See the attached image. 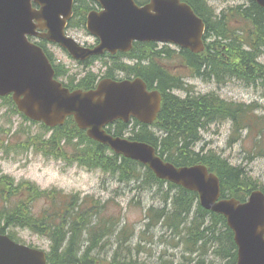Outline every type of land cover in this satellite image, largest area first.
Instances as JSON below:
<instances>
[{"label":"trees","instance_id":"1","mask_svg":"<svg viewBox=\"0 0 264 264\" xmlns=\"http://www.w3.org/2000/svg\"><path fill=\"white\" fill-rule=\"evenodd\" d=\"M183 1L188 3L206 24L205 39L209 41L206 51L200 55L186 50L177 54L169 48L157 49L153 44L135 45L137 54L135 53L134 56H139L141 62L130 71L142 77L150 88L156 87L160 90L164 99L156 127L149 130L151 128L143 126L141 131L132 132L130 139L154 146L160 157L176 166L207 165L220 177L223 197L231 196L244 201L252 190L258 188L264 190V187L254 182L252 178L245 177L242 169L231 166L222 157L212 154L204 156L203 151H197L196 147L201 141L202 130L216 120L221 121L220 123L231 121L234 133L239 136L247 130L248 135H253L257 141L262 140L264 117L256 113L260 109L259 106L227 102L216 94L186 98L175 95L172 93L173 90L186 89L188 86L183 78L173 75L165 67L163 60H170L175 56L197 78H214L218 84L237 79L249 86L264 89V64L260 61V58L264 57V9L251 2L228 7L217 15L216 10L208 5L207 0ZM80 14L82 21L79 19V22L85 24L83 22L86 14L83 12ZM93 84L94 82L86 84L85 88L90 89ZM69 127L73 128L76 136L83 137L70 120L65 127L58 129L61 134L53 140L60 143L64 139H62V131ZM127 129L128 126L123 125L115 135L123 136ZM64 137L66 138V135ZM50 142L54 145L52 141ZM82 153L83 164L91 169L109 172L121 181L135 179L141 180L144 185L165 184L159 181L150 169L114 155L107 147L100 144L91 142ZM6 182L10 184L8 187L14 185L11 180L0 179L1 233H6L9 228L20 227L50 238L49 264H100L92 254L100 247L105 237L113 233L116 223L106 226L109 222L100 220L99 225L93 224V216L100 212L95 209V202L91 204L92 197H82L80 193L66 194L61 191L59 196L66 195L73 199L70 207L63 212L55 198L52 201L45 199L54 197L53 192L41 193L30 187L28 196L18 197L6 192L7 187L4 186ZM19 187H23L22 184L17 186ZM170 188L178 189L172 201V214L166 215V210L156 213L154 216L157 221L154 225L164 219L165 225L176 228L177 232L182 229L190 232L189 235L183 232L182 237L191 254L197 249L203 252V248H206V252H203L206 254L215 245H221L222 248L219 247L216 253L223 257L227 264H234L237 247L234 234L227 227L225 219L215 215L218 219L213 216L212 221L208 223L210 217L200 205L199 214L193 217L192 210L194 200L195 202L198 200L197 194L174 185H170ZM40 200L46 201L51 206L37 211L35 204ZM189 218L192 223L183 227V222H187ZM190 260L191 258L187 264L194 263V260ZM111 264L135 263L118 261L115 255Z\"/></svg>","mask_w":264,"mask_h":264},{"label":"water","instance_id":"2","mask_svg":"<svg viewBox=\"0 0 264 264\" xmlns=\"http://www.w3.org/2000/svg\"><path fill=\"white\" fill-rule=\"evenodd\" d=\"M32 1L43 8L32 9ZM105 11L91 13L88 30L101 39V45L87 56L106 51H129L135 40L173 43L194 53L205 46L204 22L181 0H150L138 7L134 0H96ZM264 8V0H250ZM72 0H0V94L15 92V100L31 118L48 125L62 124L73 115L80 128L109 145L117 153L144 163L157 177L198 192L205 208L223 214L235 234L238 246L237 264H264V196L254 192L250 201L217 202L220 183L203 165L175 168L156 156L155 149L143 143L108 136L103 128L116 119L128 121L131 116L152 123L160 111L161 95L148 93L141 80L114 83L104 81L95 92L70 91L53 81V71L43 53L27 42L36 29H59L53 38L75 55L85 54L62 35ZM36 20L39 25L34 24ZM45 22V23H43ZM79 58V57H78ZM21 96L24 99L21 100ZM0 264H48L43 252L20 246L0 235Z\"/></svg>","mask_w":264,"mask_h":264},{"label":"rangeland","instance_id":"3","mask_svg":"<svg viewBox=\"0 0 264 264\" xmlns=\"http://www.w3.org/2000/svg\"><path fill=\"white\" fill-rule=\"evenodd\" d=\"M220 14L230 6L243 4V0H207ZM70 35L84 42L87 40L85 31H69ZM173 48V47H172ZM57 56L69 65L73 72H84V68L71 62L61 51L51 48ZM264 64V57L260 58ZM178 60L168 63V69L181 67ZM100 64H95L93 70L102 74L99 70ZM180 75L187 74L186 82L191 87L182 91L177 90L178 96L186 98L187 96L208 95L217 93L227 101L242 103L245 105L257 104L264 109V89L260 87H248L239 81H229L223 86L215 83V79H196L190 77L189 72L184 69H178ZM124 76V75H122ZM186 76V75H185ZM8 101L0 99V129L4 130L6 135L0 136V144L3 149L0 150V170L14 177L16 180H22L39 185L43 189L58 188L66 194L81 193L83 196H90L95 202V209L100 214L93 216V224L99 225L100 220L108 222L122 221L116 226L113 234L109 233L105 241L107 248L99 247L93 252L92 257L97 261L110 264L114 255H119V261L139 262L140 264H187L185 254L188 248L185 246L182 233L190 232L182 229L180 232L174 228L164 225V219L159 224H155L157 218L155 214L150 215V221L146 220V214L149 208L163 210L167 201H170L167 214H172L173 203L178 190L170 188L168 185L154 183L144 185L135 179L130 181H121L118 177L108 175L103 171H90L79 164L65 161L56 157H46L44 154L30 149L28 152H22L17 146L22 144L25 139L23 136L12 135L15 130H26L33 137H45V130L40 125H33L25 122L16 112H10ZM209 124L202 130L201 141L196 150L203 151V155H218L227 160L232 166L239 167L245 174V177L252 178L254 182L264 187V141L256 143V139L247 136L244 133L241 137L233 135L230 122ZM11 128V129H10ZM8 130H11L8 132ZM131 132V131H130ZM125 133L131 136V133ZM48 137L53 133L48 132ZM10 135H12L10 137ZM69 157L72 152L66 150ZM65 154V153H64ZM71 157V156H70ZM253 183V182H250ZM172 194V195H170ZM42 207V203L37 205ZM93 207V206H92ZM116 216L115 218L109 217ZM195 217V215H192ZM185 222V221H184ZM186 224H191L189 218ZM126 230L127 237L118 234ZM17 240L26 245L50 251V238L40 237L27 230H13ZM222 246L215 245L209 253L206 248L203 252L200 249L194 254L188 256L194 260L192 264H198L200 260H205V264H227L216 251ZM225 247V246H223ZM202 254V255H201ZM189 262V258L187 259Z\"/></svg>","mask_w":264,"mask_h":264},{"label":"bare ground","instance_id":"4","mask_svg":"<svg viewBox=\"0 0 264 264\" xmlns=\"http://www.w3.org/2000/svg\"><path fill=\"white\" fill-rule=\"evenodd\" d=\"M209 42V41H208ZM208 42H207V44H208ZM88 48V50H90V51H93L94 49H93V47H87ZM129 62H131V63H128V64H126V63H124L123 61H121V60H116V61H113L112 62V65L113 66H115L116 67V69L115 70H118V69H122V70H124L125 71V73H127V76L129 77V78H135V77H138V75H136L135 73H133V72H131L130 70L131 69H133V68H136L138 65H139V63L141 62L140 61V59H139V56H134V57H132L130 60H129ZM143 64H145L144 62H143ZM177 90H179V91H182L183 89H175V90H173L172 91V93L173 94H175L176 95V91ZM216 122H218L217 120L214 122V123H216ZM142 129H134V130H132L130 133H132V132H139V131H141ZM149 130H152V129H149ZM120 137H122V136H120ZM128 140H130V141H132L130 138H128ZM139 142V141H138ZM139 143H143V144H147V145H150V144H148V143H145V142H139ZM150 146H152V145H150ZM152 147H154V146H152ZM155 148V147H154ZM156 149V148H155ZM158 157L164 162V163H167V164H170V165H172V166H174L175 168H184L185 166H176V165H174L173 163H171V162H168V161H166L165 159H163L162 157H160V155L158 154ZM231 165V164H230ZM232 166V165H231ZM239 168V167H238ZM152 171V170H151ZM153 172V174L155 175V176H157V174L154 172V171H152ZM243 174H244V172H243ZM157 178V177H156ZM138 181V180H137ZM138 182H142L141 180H139ZM159 184V183H158ZM164 185H167V184H164ZM169 186V185H168ZM176 190H178L177 188H176ZM256 191H258V192H260L261 194H263V196H264V190H262V188H258V189H256V190H252L250 193H252V192H256ZM245 192V191H244ZM249 193V194H250ZM73 194H75V193H73ZM77 194V193H76ZM81 194V193H80ZM82 195V194H81ZM82 197H84L83 195H82ZM168 206H169V204H168V202L166 203ZM167 205H165L164 206V208H162L163 210H168V206ZM199 205L202 207V208H204L205 210H206V212H207V214L209 215V217H210V219H209V221H208V223H210L212 220V218H213V216H215V215H217V214H215V212H212V210H210V209H208V208H205L203 205H202V201H201V198L200 197H198V200L195 202V200H194V206H193V210H192V214L193 215H198L199 214ZM148 211L149 212H147V216H146V220H149L150 221V215L149 214H155V213H158V212H161L162 210H159V209H156V208H149L148 209ZM216 217V216H215ZM217 219H218V217H216ZM122 221V218L121 219H119L117 222H109V223H106V226H108V224L110 225V224H113V223H116V226L120 223ZM165 225V224H164ZM116 226H115V228H113V233H114V231H115V229H116ZM186 226H188L187 224H186ZM112 233V234H113ZM127 232H126V230L124 229L123 231H121L119 234H118V237H120V236H124V237H127V234H126ZM107 239V238H106ZM106 243H107V241H105V240H103L101 243H100V247H102L103 249L106 247ZM187 251V250H186ZM95 252V251H94ZM48 251H46L45 250V254H46V256H47V259H48ZM81 254H82V252H81ZM202 255V254H201ZM115 256V255H114ZM188 258H186V261L188 262V260H187ZM113 262V259H112V261H111V263ZM110 263V264H111ZM135 263H137V264H140L139 262H135ZM105 264H107V263H105ZM198 264H205V260H200L199 262H198Z\"/></svg>","mask_w":264,"mask_h":264},{"label":"flooded vegetation","instance_id":"5","mask_svg":"<svg viewBox=\"0 0 264 264\" xmlns=\"http://www.w3.org/2000/svg\"><path fill=\"white\" fill-rule=\"evenodd\" d=\"M87 47H91V46H87ZM129 63H131V62H129ZM112 69L115 70L116 67L112 65ZM126 75H127V73H126ZM150 222H151V221H150ZM107 243H108V242H107ZM107 243H106V247H105V248L108 247V244H107ZM117 258H119V255H117ZM118 261H119V260H118ZM134 263H135V262H134ZM135 264H137V263H135Z\"/></svg>","mask_w":264,"mask_h":264}]
</instances>
